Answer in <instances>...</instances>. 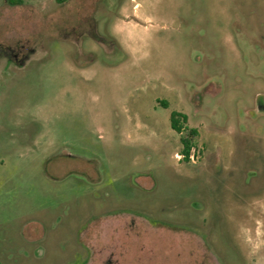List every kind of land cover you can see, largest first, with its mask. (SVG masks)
Returning a JSON list of instances; mask_svg holds the SVG:
<instances>
[{"label":"rangeland","instance_id":"374dc122","mask_svg":"<svg viewBox=\"0 0 264 264\" xmlns=\"http://www.w3.org/2000/svg\"><path fill=\"white\" fill-rule=\"evenodd\" d=\"M0 264H264V0H0Z\"/></svg>","mask_w":264,"mask_h":264},{"label":"trees","instance_id":"16d2710c","mask_svg":"<svg viewBox=\"0 0 264 264\" xmlns=\"http://www.w3.org/2000/svg\"><path fill=\"white\" fill-rule=\"evenodd\" d=\"M67 0H56L57 3H63ZM186 117L178 112L172 111L170 114V124L173 130L176 132H181L182 122H184ZM196 135L195 129H189L188 133L180 137L181 149L180 153L184 155L183 161H187V154L190 148L193 146V138Z\"/></svg>","mask_w":264,"mask_h":264},{"label":"built area","instance_id":"2783aa9c","mask_svg":"<svg viewBox=\"0 0 264 264\" xmlns=\"http://www.w3.org/2000/svg\"><path fill=\"white\" fill-rule=\"evenodd\" d=\"M198 153H199V150L195 146H192L190 148L187 156H186L187 157V161L188 162H194L195 159H197V157H198ZM175 156H176L177 159H182L184 157V155L181 154V153H179V154L177 153Z\"/></svg>","mask_w":264,"mask_h":264}]
</instances>
